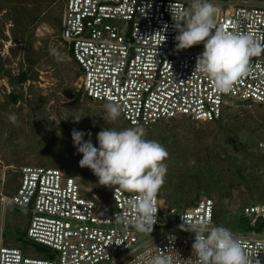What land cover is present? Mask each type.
<instances>
[{"label":"built area","instance_id":"obj_1","mask_svg":"<svg viewBox=\"0 0 264 264\" xmlns=\"http://www.w3.org/2000/svg\"><path fill=\"white\" fill-rule=\"evenodd\" d=\"M60 38L81 71L84 95L97 103L109 98L121 106L131 127H151L177 118L211 123L234 102L264 107V53L252 58L250 72L229 94L194 73L203 44L177 52L170 5L187 8L190 0H63ZM217 28L264 41V0H233L215 21ZM116 187L110 205L99 207L84 194L79 178L63 169L23 166L11 195L0 196L2 210L28 215L25 239L44 256L5 245L0 230V264H146L140 257L171 246L185 264H193L195 234L180 225L207 219L213 224L214 201L203 197L181 210L157 196V222L145 239L118 218L132 216L134 198ZM248 229L232 231L251 264H264V203L241 209ZM260 224L263 227L257 230ZM120 243L117 245L116 243ZM47 251V252H46ZM174 261L177 254L172 253Z\"/></svg>","mask_w":264,"mask_h":264},{"label":"rangeland","instance_id":"obj_2","mask_svg":"<svg viewBox=\"0 0 264 264\" xmlns=\"http://www.w3.org/2000/svg\"><path fill=\"white\" fill-rule=\"evenodd\" d=\"M209 2L216 7L214 22L222 11L229 10L233 5V0ZM63 6V0H0V196L14 191L18 185L19 170L23 166L55 167L54 161L71 162L75 159L77 164L74 163V168L87 175V184L80 181L84 194L94 198L99 207L108 206L112 189L95 192L100 184L90 169L79 166L82 154L77 153L71 132L76 129L91 133V137L85 135L84 139H91L94 146H98L96 136L101 130L110 128L122 131L127 127L121 116L111 126V123L104 121V105L86 102L81 74L69 59L60 38ZM33 16L35 20L30 23ZM52 50L59 52L63 59L58 61L52 55ZM28 58L34 61L32 68L37 73V79L12 84V78L29 68ZM77 98L79 100L76 104ZM225 113L220 123H193L185 118L164 121L159 125L168 124L173 129L172 140L159 143L165 149L171 147L181 155V166H193V162L201 163L210 158L213 160L214 156L219 159L236 156L240 160L245 154L227 143L224 128L220 127L229 124L233 116H236L246 125L239 132V138L244 141L250 138L247 141L249 150L255 156L263 152L264 107L234 102ZM10 115L17 117L15 124L9 120ZM77 116L82 118L79 122L73 120ZM159 125L144 128L145 137L156 141V128ZM246 165L248 168L243 174L244 179L261 178L264 185L263 168H251L248 163ZM223 170L221 183L229 193L225 199L219 202L214 191L197 196L191 193L186 197L182 196L180 208L188 207L201 198L208 197L207 195H210L216 207L223 206L227 212L235 215H239L244 206L257 203L255 198L247 196L245 182L227 168ZM76 177L80 179L79 175ZM171 192V188L167 189L163 184L158 195L164 206L170 204L168 197ZM27 222L28 215L23 211L13 207L2 210L0 206L3 243L18 247L16 239L25 233ZM151 235L152 231L139 232V237L145 239ZM32 246L29 251L26 250V254L37 255L35 257H40L41 253L44 255L43 249L38 254L40 246Z\"/></svg>","mask_w":264,"mask_h":264},{"label":"clouds","instance_id":"obj_3","mask_svg":"<svg viewBox=\"0 0 264 264\" xmlns=\"http://www.w3.org/2000/svg\"><path fill=\"white\" fill-rule=\"evenodd\" d=\"M172 28L175 36L176 51L190 49L203 44L204 50L196 57L194 73H199L212 82L220 94H229L234 85L250 72L252 58L264 53V41L249 34L229 32L217 28L214 22L216 7L209 0H190L189 6L178 10L170 6ZM56 59L63 56L52 50ZM103 118L115 122L121 115V106L109 98L104 105ZM82 118H73L79 122ZM15 124L17 117L10 115ZM85 133L73 129V145L77 153L82 154L79 161L81 168H88L97 177V183L105 188L134 193L128 207L132 216L118 219L138 232H151L157 222V195L165 182L167 166L164 161L169 153L157 141L145 139L143 127L136 126L116 131L105 128L97 133L98 146L91 139L85 140ZM180 229L195 234L192 243L193 264H251L242 243L232 231L223 226L211 225L207 219L193 223L186 222ZM166 250L159 249L156 255L145 253L139 259L146 264H185L171 246L175 237L170 236ZM119 245L120 243H116ZM172 253L177 257L174 261Z\"/></svg>","mask_w":264,"mask_h":264},{"label":"trees","instance_id":"obj_4","mask_svg":"<svg viewBox=\"0 0 264 264\" xmlns=\"http://www.w3.org/2000/svg\"><path fill=\"white\" fill-rule=\"evenodd\" d=\"M223 1H227V0H223ZM34 20H35V17L33 16L32 20L29 22L31 23ZM58 25H60V21L58 22ZM67 55L69 59L71 60V62L74 65H76V63L72 59L71 54L68 50H67ZM28 59H29V68L27 69V71L20 73L15 78H12V84L23 83L26 80L35 81L37 79V73L32 68L34 65V61L30 58ZM76 67L78 69V72L81 74L79 67L77 65ZM1 70H2V66L0 65V71ZM84 97H85L86 102L92 103V105H105L106 104V103L94 102L90 98H87L85 95ZM78 100L79 98L76 99V104L78 103ZM226 110L227 108L224 110L223 115L219 120L211 122V123H220V121L226 114L225 113ZM172 120H175V119H172ZM172 120H169V121H172ZM104 121L107 122L106 120ZM230 121L231 122L229 124H225V125L221 124L222 126L220 127L224 128L223 132L225 133L227 137V143L233 146L238 151H241V153L245 154L243 158L240 160H238L236 156L235 157L227 156V159L226 158L219 159L218 157L214 156L213 160L212 158H210L201 163L199 161L193 162L192 164L193 166L186 167V166H181L182 158H181V155L178 154L176 150L172 149L171 147L166 148L169 155H168V158L164 161V163L167 166V173L165 176L164 184H165V188L167 189L171 188L172 190L171 192L172 194H170V197H168V201H170V204H168L169 207H175L178 210L187 208V207L180 208V203H182L183 201L182 196L186 197L187 195H191V193H194V195L197 196L203 193L208 194L210 191H214L216 195L218 196L219 202L222 199H225L229 195V193H228V189L225 188V185L221 183V179H223V174H222V172L224 171L223 169H226V168L230 173H233V175L236 176L239 180L247 184L246 189H247L248 197L252 199L255 198V201L257 203H264V185L261 183V178L260 179L259 178L244 179L243 177L245 170H247L248 168L246 165L247 163L251 168H254V167L263 168V173H264V151L261 153H258L255 156L254 153L251 152V150H249V144L247 141H249L250 138L248 137V140L246 141L239 138V132L245 129L246 127L245 123L242 122L236 116L235 117L233 116V119H231ZM192 122L200 123V122H194V121ZM161 123L162 122H159L156 125H159ZM124 124L126 125L127 128H131V126H129L127 123L124 122ZM107 125L109 126V124ZM167 125L166 124L159 125L160 127L158 126L156 128L157 135H156L155 140L157 142L166 143L169 140H172L171 134H173V129L169 128V126ZM111 126H112V123H111ZM146 128H149V127H146ZM145 139L150 140V137L146 136ZM171 144L172 146H174L173 143ZM215 157L217 158L216 160L214 159ZM74 163L77 164V160L74 159L71 162H69V160H67L66 162L64 161L63 162H59V161L53 162V164L56 165L55 168H59V169L65 168L64 170L67 174L73 175V176L79 175L80 176L79 181H81L84 185L87 184V175L84 172L75 169ZM106 189L107 188L99 185L97 188H95V192L100 193L101 191L106 190ZM157 196L159 197V195ZM207 196L208 198H211L210 195H207ZM88 198L94 201V198H91L90 196ZM192 205L193 204H191L190 206ZM241 212L242 211H240L239 215L231 214L227 212L223 208V206L219 208V207H216L214 204L213 224L215 226H223L225 228L230 229L231 231H245L248 229V222H247V219L243 217ZM27 225H28V222H27ZM262 227L263 225L260 224L259 226H257V230H260ZM25 237H26V231L24 234H21L16 239V244H18V248H20L24 252H26V250L29 251L30 248H33L32 246L33 244H30L25 239ZM40 248H41L39 249L40 252L37 251L38 254H40L44 250L42 247ZM39 256L41 257L44 255L43 253H41Z\"/></svg>","mask_w":264,"mask_h":264}]
</instances>
